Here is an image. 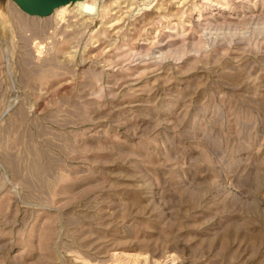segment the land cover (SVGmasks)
<instances>
[{
    "label": "rangeland",
    "instance_id": "rangeland-1",
    "mask_svg": "<svg viewBox=\"0 0 264 264\" xmlns=\"http://www.w3.org/2000/svg\"><path fill=\"white\" fill-rule=\"evenodd\" d=\"M43 9L0 0V264H264V0Z\"/></svg>",
    "mask_w": 264,
    "mask_h": 264
},
{
    "label": "water",
    "instance_id": "water-1",
    "mask_svg": "<svg viewBox=\"0 0 264 264\" xmlns=\"http://www.w3.org/2000/svg\"><path fill=\"white\" fill-rule=\"evenodd\" d=\"M70 0H41L44 9L42 11L39 12H27L24 11L25 13L29 14V15H37V16H45L50 14L53 9L61 4H64L66 2H68Z\"/></svg>",
    "mask_w": 264,
    "mask_h": 264
},
{
    "label": "bare ground",
    "instance_id": "bare-ground-1",
    "mask_svg": "<svg viewBox=\"0 0 264 264\" xmlns=\"http://www.w3.org/2000/svg\"><path fill=\"white\" fill-rule=\"evenodd\" d=\"M211 20V19H210Z\"/></svg>",
    "mask_w": 264,
    "mask_h": 264
}]
</instances>
